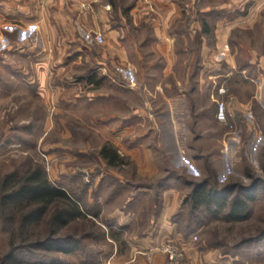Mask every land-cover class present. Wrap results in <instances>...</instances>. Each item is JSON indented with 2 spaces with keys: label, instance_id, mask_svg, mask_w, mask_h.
I'll return each instance as SVG.
<instances>
[{
  "label": "rangeland",
  "instance_id": "1",
  "mask_svg": "<svg viewBox=\"0 0 264 264\" xmlns=\"http://www.w3.org/2000/svg\"><path fill=\"white\" fill-rule=\"evenodd\" d=\"M205 18L210 20L207 13L200 14L194 1L187 9L184 21L189 36L194 38L191 49L195 46L197 52V40L204 36L206 44L215 53L212 57L226 59L229 51L233 52L236 65L229 71V79L223 81L228 91L246 106V114L237 113L234 105H229L235 110L227 109L233 126L225 128L214 114L219 96H211L207 89L199 101L201 107L197 113L191 112L188 118L170 120L161 115L162 110L158 116L155 113V118H132L126 120L129 130L123 137H119L116 129L120 119L100 117L107 111L117 114L122 105L118 72L111 74L106 69L110 76L102 75V69L97 67L107 45L105 38L101 41L96 38L97 34L104 37L101 31L84 34L88 47L78 40L66 46L77 48L76 57L67 56L66 73L55 74L60 67L53 57L46 56V59H51L49 65L41 62L45 61L44 45L53 40L52 36H57L54 40L58 41V34H41V24L1 27L11 33L4 32L0 37V194L6 176L12 174L9 181H14L39 164L47 178L66 188L81 206L100 211L93 215V222L88 217H80L56 227L49 223V212L39 220L22 224L21 214L29 207L20 209L14 203L5 206L0 203V264H33L39 259L46 261L51 258H55L58 264H98L112 256V248L113 252L116 249L124 252L127 247L123 240L133 234V230L129 232L133 224L122 225L116 220L109 223L104 217L105 212L129 198L130 189L138 190L133 185L157 180L162 174L173 176L174 185L189 191L192 183L188 180L209 178V186L214 191L224 186L229 188L226 200L236 192H251L246 210L234 217L226 215V206H207L204 203L195 206L191 199L183 200L181 221L190 231L195 262L202 258V264H264V23L255 24L252 28L234 26L230 34H223L220 16L214 18L217 24H206ZM143 29L145 32L149 30L147 27ZM131 34L141 32L131 30ZM127 42L131 45V39ZM77 51L82 54L77 55ZM73 56L77 60H72ZM143 57L144 61H138L137 57L130 55V59H136L134 63L132 61L136 68L137 62L144 64L147 60V56ZM106 59L110 70H116L117 55ZM222 62L226 68L228 60ZM88 71L100 79L99 88L87 87ZM222 72L223 76H218L215 83L226 74ZM124 75L128 82L132 79L130 72V77L126 72ZM42 78L48 81V94L42 92L44 88L38 92V82ZM87 90L100 93L91 95L95 97L91 100L85 93ZM74 92H80L81 96L70 101L69 96ZM102 92L107 94L102 95ZM138 97H134L133 91L126 95L131 103L136 99V105L144 106L143 98ZM146 102L151 108V99ZM192 105L190 103L191 111ZM147 128L149 133L145 135V142L160 162L170 164L169 169L159 172L157 177L154 173L139 175L135 171L138 162L132 154H120L121 160L115 165L108 164L100 155L99 149L105 142L116 149L123 142L125 145L131 143L135 148L140 138L134 137ZM82 167L89 169L94 176L91 182L84 181L80 175L78 168ZM110 170L122 174L132 184L124 182L112 191L113 184L107 183L108 178L98 182V174L103 175ZM138 196L129 200L127 207H140L142 198ZM53 206L50 204L48 211ZM111 230L116 233L114 239H111ZM65 234L78 236L80 247L63 252L32 245L35 240L48 235ZM183 246V264H188L186 246ZM8 254L16 256V259L9 262ZM114 262L120 264L116 260Z\"/></svg>",
  "mask_w": 264,
  "mask_h": 264
},
{
  "label": "crops",
  "instance_id": "2",
  "mask_svg": "<svg viewBox=\"0 0 264 264\" xmlns=\"http://www.w3.org/2000/svg\"><path fill=\"white\" fill-rule=\"evenodd\" d=\"M194 1L198 4L200 14L207 13L210 16V20H206V18L203 20L204 23L217 24L214 18L217 15L220 16L219 22L223 28V34H230L234 26L252 28L255 24L264 23L262 20L264 0H0V37L8 31L1 28L5 25L14 27L41 24V34H58L59 39L58 41L54 40L57 36H52L53 40H50L48 45H44L46 55L44 56L45 61L41 63L49 65L50 58L53 57L55 64L60 67L56 69L55 74H63L68 69L65 63L67 56L74 55L77 49L66 46H70L73 40H78L79 43L88 47L84 40L86 37L84 34L101 31L104 36L102 39L105 38L107 45L101 53L102 58L98 59L97 67L102 69V75L110 76L105 72L106 69L111 74L118 72L120 78L118 79L119 101L122 105L117 114L107 111L100 117L120 119L121 122L119 121L116 128L119 137L128 134L129 128L126 126V120L132 118L134 120L155 118V113L158 116L162 110L161 115L170 120L188 118L191 116V112L199 111L201 107L199 101L207 89L213 97L214 95L225 97L227 109L230 111H235L229 106L232 104L234 109H237V113L245 112L246 114V106L244 107L243 103L231 91H227L226 94H219L217 91L218 86L225 84L224 81L229 79L230 72L236 65L233 52L229 51L226 59L212 57L215 53L206 44L204 36L197 40L198 51L195 52V46L191 49L193 43L191 40L194 38L189 36L184 21L186 11ZM47 25L49 27L45 30ZM145 27L149 29L148 32L143 29ZM131 30L141 32V34H131ZM7 33L10 34L11 31ZM129 39H131L132 46L130 42H127ZM127 44L130 46H126ZM76 54L82 53L77 51ZM114 54L117 55V65L116 70L111 71L106 57H111ZM47 55L50 58L46 59ZM130 55H133L134 58L137 57L138 61H144V55L147 56V60L144 64L137 62L138 68H136L133 64V60L136 59H130ZM74 56L71 59L75 61L77 59ZM223 60H228L226 68ZM64 66L66 67L64 68ZM222 71H225L226 74L215 83L217 77H221ZM125 72L128 73V76L129 72L131 74L130 83L126 80ZM87 79V87L99 88L101 81L94 77V72L93 77ZM47 82L44 78L39 80V93L40 88H44L42 89L44 93L48 91ZM72 83L75 82L72 81ZM130 91H133L134 97L143 98L144 106L136 105V99L132 103L130 99H126V95ZM98 92L90 93L87 90L85 93L93 100L95 97L92 98L91 95H96ZM104 94L107 93L102 92V95ZM80 96V92H74L69 96V99L75 101ZM149 99L152 101L151 108L146 102ZM190 103L193 104L192 111ZM137 123L138 121L135 122V124ZM148 129L139 132L134 137V139L140 138V141L135 143L137 144L135 148L130 145L131 143L125 145L123 142L116 150L119 155L127 153L134 155V160L138 162L135 164V171L139 175L150 176L154 173V176L157 177L159 172L167 171L170 164L160 162L150 145L145 142V135L149 133ZM172 158L170 157L171 161H173ZM161 168L162 170H160ZM98 176V182L100 179V182H104L108 178L107 183L113 184L112 191L124 182H131L114 170L103 175L99 173ZM103 176L107 177L100 178ZM158 177L160 178L157 180L138 182L133 185L138 190L130 189L129 198L121 205L105 212L104 217L109 223L116 220L122 225L133 224L129 227L131 229L129 232L133 230V234L130 233L123 240L127 249L124 252L117 251V249L113 252L112 248L110 251L111 258L120 264H170L166 255L159 250L153 249L149 255L141 252V250L165 240L184 244L186 256L189 259L188 264L195 262L194 255L196 253L192 249L191 235L183 233L176 220L189 190L174 185L173 176L162 174ZM109 194L110 191L107 196ZM137 194L139 198H142L140 207H127L129 200L137 197ZM88 203L92 204L93 202L88 201ZM96 210L98 215L100 210ZM111 237V239L116 237V233L112 230ZM201 261L202 258L195 263L202 264Z\"/></svg>",
  "mask_w": 264,
  "mask_h": 264
},
{
  "label": "trees",
  "instance_id": "3",
  "mask_svg": "<svg viewBox=\"0 0 264 264\" xmlns=\"http://www.w3.org/2000/svg\"><path fill=\"white\" fill-rule=\"evenodd\" d=\"M88 73H90L88 71ZM93 77V74H89V79ZM100 155L110 165H115L121 160L116 148L108 144L103 143L99 149ZM12 174L6 176L3 182V192L0 194V203L5 206L7 203H14L19 208L29 207V209L21 214V222L30 223L32 221L39 220L45 214H49V223L54 226H63L69 221L78 219L80 217H88V220H92L93 215H97V210L84 208L76 197L63 186L51 182L45 175L41 165H36L30 170H27L24 174L19 176L14 181H9ZM192 183V188L184 200L191 199L193 205H199L204 203L209 206L216 204L218 207H227V216H239L242 214L247 206L248 199L251 196L247 193L236 192L233 196L226 200V195L230 193L227 186L214 191L209 186V178H202L200 180H188ZM10 183V185H7ZM255 183L253 184V187ZM250 190L251 188L248 187ZM50 204H53L52 210L48 211ZM92 215V216H91ZM181 213L176 216V220L179 224L180 230L188 234L190 231L188 227L181 221ZM80 239L74 234H65L59 236L48 235L45 238L37 239L32 244L39 248H50L56 251L70 252L80 247ZM16 256L11 254L7 255L9 262L14 261ZM7 261H5L6 263ZM33 264H58L55 258L44 261L39 259Z\"/></svg>",
  "mask_w": 264,
  "mask_h": 264
},
{
  "label": "built area",
  "instance_id": "4",
  "mask_svg": "<svg viewBox=\"0 0 264 264\" xmlns=\"http://www.w3.org/2000/svg\"><path fill=\"white\" fill-rule=\"evenodd\" d=\"M96 38L99 41L102 40V36L100 34H97ZM217 91L219 94H226L228 89L225 84H220L218 86ZM229 116H230V113L227 111L225 98L219 97L216 101V106H215L216 119L225 128H231L233 126V123L230 121ZM78 171L80 175L83 177L84 181L86 182L92 181L93 177L89 169L82 167V168H78ZM193 237L196 238V235H193ZM153 249L163 252L166 255L167 260L169 261L170 264H183L184 263L185 249H184L183 244L177 241L165 240L152 247H148L144 250H141V252L149 255V253ZM98 264H117V263L112 261L111 257H109L105 260H101Z\"/></svg>",
  "mask_w": 264,
  "mask_h": 264
}]
</instances>
